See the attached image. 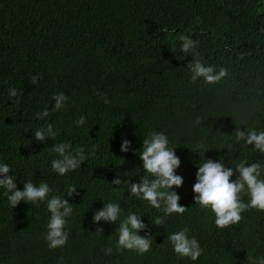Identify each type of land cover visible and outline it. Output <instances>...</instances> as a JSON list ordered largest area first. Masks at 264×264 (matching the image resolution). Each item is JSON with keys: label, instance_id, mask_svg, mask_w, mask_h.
<instances>
[{"label": "trees", "instance_id": "1", "mask_svg": "<svg viewBox=\"0 0 264 264\" xmlns=\"http://www.w3.org/2000/svg\"><path fill=\"white\" fill-rule=\"evenodd\" d=\"M262 29L264 0H0V161L10 165L18 188L27 180L46 182L49 197L77 188L65 197L73 212L67 242L57 248L45 239L47 201L13 208L0 188V264H253L264 255V210L248 208L238 223L218 228L192 192L205 159L229 167L245 158L264 164V153L233 134L236 127L264 130ZM181 35L197 41L198 58L228 75L193 82L187 67L193 56L179 53ZM11 87L22 93L19 103L9 97ZM59 92L69 99L53 110ZM44 109L49 115L39 118ZM81 116L86 120L78 126ZM49 123L56 136L36 141L33 132ZM153 131L166 133L181 158L184 183L176 190L183 214L165 216L110 183L116 174L152 178L133 150ZM122 134L132 141L128 153L119 151ZM63 142L73 154L83 149L85 160L59 175L51 168L59 158L52 148ZM101 200L118 203L121 220L129 212L142 216L152 237L148 251L117 246L120 220L93 224ZM184 228L203 249L196 261L175 254L167 239Z\"/></svg>", "mask_w": 264, "mask_h": 264}, {"label": "clouds", "instance_id": "2", "mask_svg": "<svg viewBox=\"0 0 264 264\" xmlns=\"http://www.w3.org/2000/svg\"><path fill=\"white\" fill-rule=\"evenodd\" d=\"M264 31V29H262ZM179 53L183 59L191 54L193 59L187 64L191 72V80L195 82L203 78L206 83H216L228 75L227 69L215 65L204 63L195 51L197 41L188 35L180 36ZM173 53H177L173 50ZM176 59H180L177 55ZM39 74L31 77V83L37 84ZM10 98L15 97L19 103L22 93L15 87L8 89ZM68 97L62 93H57L54 97L53 110H60L68 101ZM107 104L110 101L105 98ZM49 115V110L44 109L37 113L39 118ZM86 118L81 116L76 121L78 126L85 123ZM56 131L52 124L40 127L33 132V137L41 143L46 139L55 137ZM235 141L243 142L264 153V130L256 128H245L242 130L236 127L233 131ZM170 141L164 132H150L143 137L139 149H132V141L122 134L119 144L121 153H128L130 150L136 152L141 167L152 177L139 178L138 182L131 178H122L115 175L110 182L113 186L124 185L130 194L139 197L156 209H161L165 216L173 213L183 214L186 206L179 203L181 197L176 189L183 186L184 177L177 172L181 165V158L176 154L175 147H169ZM71 145L67 142L53 146L52 151L59 154V158L51 161V168L59 175H64L71 170L81 167L85 160L83 149H77L75 154L69 151ZM11 167L8 163L0 161V188L5 190L4 194L11 206L15 208L21 201L25 203H36L47 201V209L50 217L47 223L46 241L50 248L64 246L68 239V232L65 230L66 218L73 212L72 203L65 197H72L77 188L70 185L67 194L49 197L52 189L46 182L39 185L31 180L23 183V188H18L16 179L10 174ZM264 164L260 162L248 163L247 159H242L235 167L226 166L220 159H205L203 163L197 164L195 172V182L192 185L193 201L202 208L214 213V223L218 228H225L238 223L242 218V212L248 208L264 210ZM233 177H235L233 179ZM123 190V189H121ZM246 193L248 202L241 200L240 195ZM103 201V200H101ZM121 206L118 203L103 201V206L93 211L92 222L99 225L101 221L113 224L120 220L117 246L125 249H135L138 252H146L150 249L152 237L146 229L149 225L145 223L142 216L135 212L120 219ZM163 217H157L155 224L162 225ZM96 230L103 232L102 226ZM144 233L141 235V233ZM175 254L180 257H187L196 261L203 253L199 241L194 236H189L188 229L184 228L173 232L167 236ZM110 253L111 248L106 249ZM253 264H264V255L253 258Z\"/></svg>", "mask_w": 264, "mask_h": 264}]
</instances>
